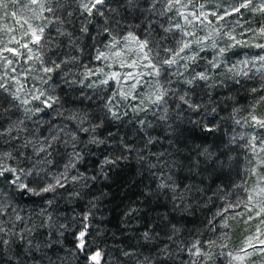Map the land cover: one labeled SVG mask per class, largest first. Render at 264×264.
<instances>
[{
    "label": "snow or ice",
    "instance_id": "snow-or-ice-1",
    "mask_svg": "<svg viewBox=\"0 0 264 264\" xmlns=\"http://www.w3.org/2000/svg\"><path fill=\"white\" fill-rule=\"evenodd\" d=\"M0 17L13 22L0 30V264L264 259V187L244 199L246 184H217L243 157L264 185V0H0ZM256 80L241 107L229 93ZM129 107L140 143L113 131ZM161 140L169 150L155 152ZM133 159L137 191L117 205L127 235L109 252L95 234L110 201L94 189ZM195 208L205 219L189 229ZM238 217L255 230L226 251L218 234Z\"/></svg>",
    "mask_w": 264,
    "mask_h": 264
},
{
    "label": "trees",
    "instance_id": "trees-1",
    "mask_svg": "<svg viewBox=\"0 0 264 264\" xmlns=\"http://www.w3.org/2000/svg\"><path fill=\"white\" fill-rule=\"evenodd\" d=\"M250 87H252V85L246 83V85L243 86L242 88H234L232 92L229 93V95L234 96L236 99H238L240 101L241 107L246 106V104L252 99L251 95H249L247 91V89ZM226 90L227 89L223 87L215 89V94L218 96L220 101H224L225 99L224 92ZM221 115L222 117H226L227 113H221ZM149 118L150 115H148L146 119ZM136 121H137L136 118H133L131 115H128L127 123L118 130L116 128H113V131H118L119 135L127 138L130 141L135 140L136 143H140V140L137 136V128L139 127V125L135 124ZM153 135H156V133L154 132ZM219 135L220 134H217V136L208 137L209 143L215 141ZM197 143H200V141H197ZM166 150H169L168 142L161 140V143L156 145L154 151L160 152ZM171 150L173 151L175 150V145H173ZM149 155H151V153ZM96 158L97 159L99 158V153L96 154ZM244 160H246V158L242 157V163L240 165V168L238 170H233L229 178H222L221 180H218L217 184H230L232 181H235L237 185L244 184L246 179L244 177V167H245V164L243 162ZM121 169L122 170L120 171L119 176H116L115 173H113L112 180H108V181H105L103 179L97 180L94 189L97 192V194H99L100 192L107 193V196L104 199L105 201H110V202H105L102 205L101 211L103 212L104 216L107 218V221L101 222L98 225V227L100 228V233L95 234V244L100 245L102 248L106 249L109 252H114L115 248L120 247L121 245L119 241L124 240V236L127 235L126 233L121 234L116 227L118 223V217L120 211L117 208V205L120 204L122 196H124L125 194L132 195L137 191L136 188H133L131 192H128V188L133 181H137L141 178L140 173L142 171V169L139 167L138 161H136L135 159L127 163H122ZM91 171L92 169L91 167H89V172ZM237 171H239L240 173L239 175H237ZM207 175L208 174H205L206 183L211 184V179H207ZM145 183H149V180L146 179ZM121 185H123V187H121ZM139 187L142 189L144 185L140 184ZM209 195H211V193H209ZM235 195L238 198H243L244 191L236 190ZM218 204L219 202H217V205ZM22 206L25 207L28 211H31L32 208L36 207V205L31 203H25ZM62 207L64 206L62 205ZM62 215H65V213H62ZM67 215H71V213H67ZM207 215L210 217L211 213H208ZM204 219H205V213L202 212L200 208H195L194 214L190 217L191 222L188 223L187 226L189 229L193 227H199L201 221H203ZM69 241H71V236H69ZM219 242L220 240H218V243ZM70 246L71 245L69 244V247ZM221 261H223V259H221ZM73 264H75V261H73ZM220 264H226V263L220 262Z\"/></svg>",
    "mask_w": 264,
    "mask_h": 264
},
{
    "label": "rangeland",
    "instance_id": "rangeland-1",
    "mask_svg": "<svg viewBox=\"0 0 264 264\" xmlns=\"http://www.w3.org/2000/svg\"><path fill=\"white\" fill-rule=\"evenodd\" d=\"M26 14L27 13L25 10L20 11V17H17V19H16L17 25L19 24L20 18ZM202 14H205V13H202ZM12 23L13 22L11 20H8L7 22H5L4 18L0 17V30L8 29L10 31ZM13 27H16V25L13 24ZM7 36H8V32H4V35L0 34V38H3L5 40L7 39ZM251 51H256V50L252 49ZM240 58H243V56H241ZM92 66L94 68H96L97 63L92 62ZM101 66H103V62L101 63ZM17 67H19V65ZM104 71L109 72V73L110 72H119L121 75H123V73L126 71V69L120 67L119 63H112L110 67H105ZM110 83L113 84V88L116 87V84L114 81H110ZM121 83L126 85L128 82L127 81H121ZM247 83L249 85H252V86H258L259 81L256 80V81H251V82H247ZM104 90L107 91V86H105ZM261 110L264 111V107H262ZM127 111H128V115H131L133 118H136V119H137L138 115L143 116L142 113H134L132 111L131 107H129ZM148 115H151V114L149 113ZM144 118L146 119L147 116H145ZM244 184H246V188L244 189V195H243L244 199H246L249 194L254 195L257 198H259V196H260L259 189L261 187H264V185H260V184L256 183V178L251 176V175L245 179ZM256 223H257V220H255V219L252 220L249 224H245L244 218H242V217H238L236 219H230L229 220V225H230L229 229L222 230V231H227L228 238L226 240H224L222 237V233L218 234L221 237L219 243L222 242L224 244H227L228 247H227L226 251L240 247L241 243L243 241V238L247 235L253 234L255 227H256ZM261 227H264V225H262ZM252 259L254 260V264H264V259H261L259 254L252 257ZM221 262H223V263L225 262L227 264L226 260H223ZM249 264H253V262L250 261Z\"/></svg>",
    "mask_w": 264,
    "mask_h": 264
}]
</instances>
